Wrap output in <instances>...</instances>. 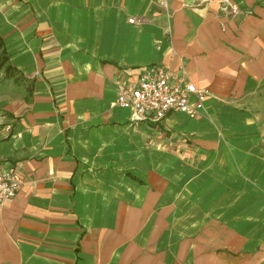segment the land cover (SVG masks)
Wrapping results in <instances>:
<instances>
[{
  "label": "crops",
  "instance_id": "obj_1",
  "mask_svg": "<svg viewBox=\"0 0 264 264\" xmlns=\"http://www.w3.org/2000/svg\"><path fill=\"white\" fill-rule=\"evenodd\" d=\"M0 39V264H264V0H0ZM152 66L197 117L116 105Z\"/></svg>",
  "mask_w": 264,
  "mask_h": 264
},
{
  "label": "built area",
  "instance_id": "obj_2",
  "mask_svg": "<svg viewBox=\"0 0 264 264\" xmlns=\"http://www.w3.org/2000/svg\"><path fill=\"white\" fill-rule=\"evenodd\" d=\"M208 94L196 88L182 69L177 74L163 67L145 69L135 85L120 86L116 105L133 112L135 122L163 120L181 113L197 117L203 110ZM23 177L15 168H0V208L12 200L23 185Z\"/></svg>",
  "mask_w": 264,
  "mask_h": 264
},
{
  "label": "rangeland",
  "instance_id": "obj_3",
  "mask_svg": "<svg viewBox=\"0 0 264 264\" xmlns=\"http://www.w3.org/2000/svg\"><path fill=\"white\" fill-rule=\"evenodd\" d=\"M2 57H3V55H2V49L0 48V61L3 62ZM11 79H14V77L12 76L11 72H9L8 70H6V65H5V61H4L3 62V66L0 69V91L3 90V88L5 86H8V84H6V81H11Z\"/></svg>",
  "mask_w": 264,
  "mask_h": 264
},
{
  "label": "trees",
  "instance_id": "obj_4",
  "mask_svg": "<svg viewBox=\"0 0 264 264\" xmlns=\"http://www.w3.org/2000/svg\"><path fill=\"white\" fill-rule=\"evenodd\" d=\"M0 48H2V42H1V39H0ZM2 55H3L2 59H3V62H4V61H6V56H5V52H4V51H2ZM3 62L0 61V69H1L2 66H3Z\"/></svg>",
  "mask_w": 264,
  "mask_h": 264
}]
</instances>
